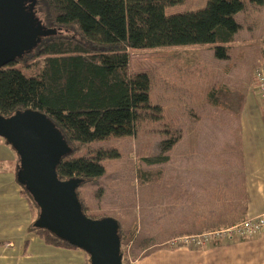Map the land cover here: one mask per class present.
Here are the masks:
<instances>
[{
    "label": "rangeland",
    "instance_id": "obj_1",
    "mask_svg": "<svg viewBox=\"0 0 264 264\" xmlns=\"http://www.w3.org/2000/svg\"><path fill=\"white\" fill-rule=\"evenodd\" d=\"M206 2L181 0L165 6V13L197 10ZM210 51L213 50L209 44L130 50L129 73L147 72L149 103L159 110L148 112L138 121L134 134L111 135L91 142L76 155L87 156L97 148H114L118 153L115 158H104L103 174L81 184L78 192L86 214H109L120 222L123 231L136 226L132 240L123 239L120 245L124 264H198L200 258L193 260L195 252L226 236L213 235L208 230L235 225L244 218L240 219L238 151L230 147L231 135L228 136L223 119L232 111L213 106L205 98L210 87L229 83L222 65L214 66ZM260 65H264V59L252 71L254 89L258 83L255 71ZM38 66L39 62H33L21 69L27 75H35ZM238 73L232 71V77ZM237 83L232 81L233 87L229 88L240 89ZM254 91L258 97V91ZM210 115L215 116L209 119ZM214 122L215 126L211 125ZM209 124L212 127H207ZM236 129L232 127V133H237ZM170 138L174 139L173 145L161 148V141ZM0 143L3 145L1 137ZM6 149L11 153L9 146ZM7 155L0 149V157L6 159ZM12 155L6 160L11 162L16 157L15 153ZM159 156L166 159L153 160ZM7 173V203L1 207L7 211L8 231L0 241V251L4 255L17 254L18 258L3 260L2 264H52L48 260L51 254L46 251L29 249L28 244L23 250V241L29 243L28 227L35 212L25 200L21 204L16 183L11 180V166ZM203 178H208L209 183ZM212 219L217 222L209 223ZM185 237H194L198 242ZM77 250L83 256L70 252L65 256L66 263H81L80 257H85V253ZM30 254L33 259L26 258Z\"/></svg>",
    "mask_w": 264,
    "mask_h": 264
},
{
    "label": "trees",
    "instance_id": "obj_2",
    "mask_svg": "<svg viewBox=\"0 0 264 264\" xmlns=\"http://www.w3.org/2000/svg\"><path fill=\"white\" fill-rule=\"evenodd\" d=\"M180 1L36 0L34 5L26 2L43 26L55 29V33L41 36L34 48L0 68V113L10 116L29 108L51 119L71 148L56 166L59 179L79 177L83 179L80 186L101 176V161L117 157L116 149L97 148L87 156H76L83 147L111 135H132L138 121L148 112L159 110L149 103L147 72L129 73L130 50L209 44L217 59H225L240 27L235 14L248 1L261 4L264 0H207L197 10L165 13V6ZM33 62H39L36 74H25L21 66L28 67ZM205 98L213 106L239 113L244 94L219 84L210 87ZM3 142L13 149L5 139ZM173 142L172 138L163 139L160 147L168 149ZM15 154L14 175L19 195L35 212L29 232L37 234L47 245L79 249L50 230L34 225L39 208L17 177L20 159ZM164 159L159 156L153 160ZM86 215L95 219L111 216ZM117 222L120 242L132 240L136 226L123 231ZM84 253L86 264H90L88 254Z\"/></svg>",
    "mask_w": 264,
    "mask_h": 264
},
{
    "label": "water",
    "instance_id": "obj_3",
    "mask_svg": "<svg viewBox=\"0 0 264 264\" xmlns=\"http://www.w3.org/2000/svg\"><path fill=\"white\" fill-rule=\"evenodd\" d=\"M27 1L34 5L36 0H0V68L34 48L41 36L55 33L27 8ZM0 137L17 153V177L39 208L34 225L86 252L90 264H123L117 220L87 216L77 194L83 179L57 175L58 162L71 148L51 119L29 108L10 116L0 113Z\"/></svg>",
    "mask_w": 264,
    "mask_h": 264
},
{
    "label": "crops",
    "instance_id": "obj_4",
    "mask_svg": "<svg viewBox=\"0 0 264 264\" xmlns=\"http://www.w3.org/2000/svg\"><path fill=\"white\" fill-rule=\"evenodd\" d=\"M235 18L238 20L240 27L235 34L233 42L230 44L228 57L217 59L213 51H210V53L214 58V66L222 65L223 74L229 78V83L225 82L224 84L232 88V81L238 82L236 87L240 89H234L244 94L240 112H230V115L226 113V117L223 118L225 119V128L229 133L228 136L231 135L232 143L230 147H234L233 151H238L239 195L242 198L240 219L243 217L264 218V107L254 91L256 88L254 89L255 85L252 77L254 67L262 63L264 59V1L261 4H254L248 1L244 9L235 14ZM234 70L239 71V76L236 74L232 77V71ZM214 116L210 115L209 119H213ZM233 120L235 121L234 124ZM211 125L215 126V122L211 123ZM211 125L209 124L207 127H212ZM232 127H237V133H232ZM6 148H8V145H5L4 142L3 145L0 143V149H3L5 153L7 152L6 159H9L8 157L14 156L12 154L15 152L13 153V149L10 146L9 150H11V153ZM6 159L5 157H0V241L3 240L2 238L8 231L7 211L5 207H1L2 203L5 205L7 203L9 177L7 167L11 166L14 172L16 157L11 162ZM8 162L10 164L6 165ZM2 170L5 171L2 172ZM11 180L15 185L14 174H12ZM203 181L209 183L208 178H203ZM16 186L19 192L17 183ZM19 198L23 205L24 199L20 195ZM223 216L230 219L226 217V214ZM213 222L217 221L214 219L209 220V223ZM230 226L232 225L208 231L223 230ZM225 237L223 238L224 240L214 241L212 245L203 248L201 251H196V257L193 260L200 258L198 264H264V225L259 233L250 236ZM27 238L29 240V243H27L29 249H40L51 254L48 260L52 264H68L65 262V256L69 255L70 252L83 256L82 252L77 249L46 245L37 235L31 232L28 233ZM9 246H12V244L9 243ZM4 248L6 247L2 249ZM12 257L18 258L17 254L4 255L2 250L0 251L1 264L3 260L8 261ZM26 258L33 259L34 257L30 254ZM80 262V264H86L85 257H80Z\"/></svg>",
    "mask_w": 264,
    "mask_h": 264
},
{
    "label": "built area",
    "instance_id": "obj_5",
    "mask_svg": "<svg viewBox=\"0 0 264 264\" xmlns=\"http://www.w3.org/2000/svg\"><path fill=\"white\" fill-rule=\"evenodd\" d=\"M255 75L257 76L258 79V83H256V90L259 93L258 94L259 100L261 101L264 107V65H260L259 67L256 68ZM263 225H264L263 217L244 218L238 224L211 233L213 235L221 233L223 235H226V237L250 236L252 234L259 233ZM188 238H191L192 241L198 242L194 239V237H185V240H188Z\"/></svg>",
    "mask_w": 264,
    "mask_h": 264
}]
</instances>
